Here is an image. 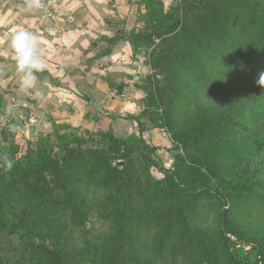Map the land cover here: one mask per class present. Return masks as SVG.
<instances>
[{"label":"rangeland","instance_id":"rangeland-1","mask_svg":"<svg viewBox=\"0 0 264 264\" xmlns=\"http://www.w3.org/2000/svg\"><path fill=\"white\" fill-rule=\"evenodd\" d=\"M45 3L71 6L87 78L58 83L78 103L0 90V264H38L33 242L63 264H101L108 249L122 264H264V60L249 27L264 0ZM232 108L238 126L203 125ZM141 113L147 150L115 160L91 133L138 140L126 117Z\"/></svg>","mask_w":264,"mask_h":264},{"label":"crops","instance_id":"crops-1","mask_svg":"<svg viewBox=\"0 0 264 264\" xmlns=\"http://www.w3.org/2000/svg\"><path fill=\"white\" fill-rule=\"evenodd\" d=\"M25 3L26 0H0V90L13 92L19 97H23V95H27V97L34 96L31 97L32 100L40 101L38 97L41 98V96H39L38 88L43 87L45 95H49L52 92L53 96H57V98L64 96L65 100L78 103V99L73 95L71 97L65 93L58 92L60 89L58 83H62L65 79L68 81L67 84L72 86L80 85L81 82L79 80L87 78V73H82L79 65L83 53H80L79 60L76 59L78 44L75 43L74 38L71 41L70 25L75 19L70 13L71 6L65 7L66 9L62 11L64 14L61 15V10L57 9L59 4L46 5L45 0H41L43 6L40 9L24 11L22 6ZM50 6L56 7L57 11L54 10V14H48L49 9L46 11L45 7L50 8ZM90 18L92 19V16ZM18 28L32 31L40 37V51L46 62V69L43 71L46 74L38 77L36 86L27 93L20 91V76L16 71L15 61L9 47L10 37ZM90 40L92 39H85L83 42H89ZM85 47L86 45H84ZM81 50L82 47H80ZM76 71L79 72L78 79L76 76H69ZM51 79L59 80L56 83L58 87L56 86L57 89L55 90L50 85Z\"/></svg>","mask_w":264,"mask_h":264},{"label":"trees","instance_id":"trees-1","mask_svg":"<svg viewBox=\"0 0 264 264\" xmlns=\"http://www.w3.org/2000/svg\"><path fill=\"white\" fill-rule=\"evenodd\" d=\"M262 20H260L259 16H256L255 14L252 15L251 19L249 20V27L254 28L257 30V32H260L262 35L258 38V43L261 44V59L264 60V9L261 11ZM242 18L239 16V20ZM263 38V39H262ZM119 40V39H117ZM46 73L40 72L36 73L37 77H41L45 75ZM112 86V85H110ZM233 114H235V109H229L223 114L215 117V118H209L205 119L203 122V125L209 127V128H220V127H226V126H238V124L233 119ZM143 113L139 115H128L126 119L134 121L140 131V137L137 138L138 140H126L123 136H117L114 134L112 130H100L96 132H91L92 134L99 135L100 137L105 140L109 145V153L112 154L115 157V160H122L123 157H125L124 152H134L136 151L135 148H138L140 150H147L150 148V146L146 143V141L143 138V134L146 133V128L144 126V123L142 122ZM164 124V123H163ZM165 125V124H164ZM58 126H64L65 128L68 127V125H59ZM160 130H165L163 125H161ZM155 149V148H153ZM152 149V150H153ZM47 162L46 156H44V164ZM150 162V161H149ZM151 163V162H150ZM155 165V164H154ZM156 168H158L159 172L162 173L166 179H169L171 175V171L167 170L163 167H158L155 165ZM119 173V172H117ZM126 175L125 172H121V176H116L114 178L115 181L117 180H123V177ZM26 176V174H25ZM195 190V189H193ZM204 192L206 193H212V190L210 189H204ZM226 221L224 220L223 223ZM5 224V222L3 221ZM227 232L229 235L233 236L237 241L240 243L242 242L241 234L238 233V231L234 230L232 227L228 225L226 222L224 224ZM4 227V225H3ZM31 253L28 254L32 256V259L36 260L38 264H63L61 260V256L57 254L55 251L50 250L47 247H44L42 245H37L36 243H31ZM119 252L116 249H108L105 251L104 256L102 258L101 264H122L119 260Z\"/></svg>","mask_w":264,"mask_h":264},{"label":"clouds","instance_id":"clouds-1","mask_svg":"<svg viewBox=\"0 0 264 264\" xmlns=\"http://www.w3.org/2000/svg\"><path fill=\"white\" fill-rule=\"evenodd\" d=\"M41 0H26L22 6L24 11H32L42 7ZM9 47L15 61L16 71L20 76V91L27 93L36 86L38 77L36 73L45 71L46 62L40 51V37L32 31L18 28L11 35ZM259 84H264V73H261ZM36 121L33 120V123ZM13 131L18 130V126H12ZM5 170L10 171L14 166V161L7 157L3 158Z\"/></svg>","mask_w":264,"mask_h":264},{"label":"water","instance_id":"water-1","mask_svg":"<svg viewBox=\"0 0 264 264\" xmlns=\"http://www.w3.org/2000/svg\"><path fill=\"white\" fill-rule=\"evenodd\" d=\"M136 79H139V77H136Z\"/></svg>","mask_w":264,"mask_h":264}]
</instances>
